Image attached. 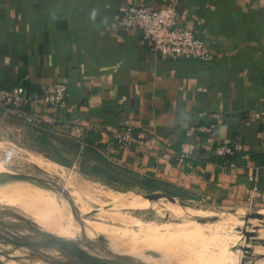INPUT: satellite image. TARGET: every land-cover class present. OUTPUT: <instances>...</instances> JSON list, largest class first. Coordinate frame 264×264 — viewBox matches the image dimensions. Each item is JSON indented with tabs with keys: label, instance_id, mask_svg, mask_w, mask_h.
I'll list each match as a JSON object with an SVG mask.
<instances>
[{
	"label": "crops",
	"instance_id": "1",
	"mask_svg": "<svg viewBox=\"0 0 264 264\" xmlns=\"http://www.w3.org/2000/svg\"><path fill=\"white\" fill-rule=\"evenodd\" d=\"M130 2L175 4L209 58L162 57L139 28L119 29ZM58 82L65 105L43 104ZM16 87L41 123L171 198L264 208V0H0V88ZM126 127L142 146L118 141ZM219 142L231 154L217 155Z\"/></svg>",
	"mask_w": 264,
	"mask_h": 264
},
{
	"label": "rangeland",
	"instance_id": "2",
	"mask_svg": "<svg viewBox=\"0 0 264 264\" xmlns=\"http://www.w3.org/2000/svg\"><path fill=\"white\" fill-rule=\"evenodd\" d=\"M13 120L19 121L0 115V221L14 235L19 227L36 235L32 224L65 237L83 254V246L92 247L104 259L130 264H264V208L171 198L153 176L81 150L61 129ZM31 191H43L53 204ZM138 196L156 198L148 206L147 200L132 203ZM47 205L54 210L49 229L40 218ZM252 212L262 218H249ZM244 231H254L255 238L246 240ZM242 246L251 250L245 253ZM53 253L52 247L0 242V264H50L45 259Z\"/></svg>",
	"mask_w": 264,
	"mask_h": 264
},
{
	"label": "built area",
	"instance_id": "3",
	"mask_svg": "<svg viewBox=\"0 0 264 264\" xmlns=\"http://www.w3.org/2000/svg\"><path fill=\"white\" fill-rule=\"evenodd\" d=\"M115 24L123 31L133 27L139 28L143 38L151 40L154 51L162 57L173 60L187 58L206 60L211 55V45L208 41L197 37L191 29L179 25L175 4H167L155 9L142 2H130ZM66 95V86L58 82L51 91L42 93L38 99L45 105L61 108L66 103ZM29 100V95L22 87L11 90L0 88V112L28 124H39L41 123L39 116L28 108ZM219 124L220 122L195 129L213 133L216 125ZM117 137L122 143L137 146H142L144 143L129 127L122 129ZM231 152L232 149L222 142H219L215 148V153L219 156L229 155Z\"/></svg>",
	"mask_w": 264,
	"mask_h": 264
},
{
	"label": "water",
	"instance_id": "4",
	"mask_svg": "<svg viewBox=\"0 0 264 264\" xmlns=\"http://www.w3.org/2000/svg\"><path fill=\"white\" fill-rule=\"evenodd\" d=\"M16 179H19L18 176H13ZM149 200H153L154 196H147ZM249 218L254 219H261L262 215L257 212H252L248 215ZM30 228L36 232V235L30 238H23L14 235L13 233L9 232L7 229L9 226L0 221V242H6L11 244L15 247H26V248H35V247H56L64 252L68 256V261L66 264H130L124 260L117 259V258H109V259H101L93 256H89L86 254L81 253L79 250L75 249L73 245H71L67 240L59 238L56 235L41 232L36 226L29 224ZM246 236V240L250 238H255L256 234L254 231H244ZM40 237L39 240H30L32 238ZM241 250L245 253H248L251 248L249 246H242ZM71 256V258H70ZM47 263L50 264H59V262L46 260Z\"/></svg>",
	"mask_w": 264,
	"mask_h": 264
},
{
	"label": "bare ground",
	"instance_id": "5",
	"mask_svg": "<svg viewBox=\"0 0 264 264\" xmlns=\"http://www.w3.org/2000/svg\"><path fill=\"white\" fill-rule=\"evenodd\" d=\"M42 192L43 191H31V194H34L35 196H40L41 195L40 197H43V198L47 199L49 201V203L53 204L52 201H51L53 199L49 195H47L46 193H42ZM20 196L17 195L16 198L14 197V200L15 199L16 200H19L20 199L19 198ZM57 203L59 204V202H57ZM31 214L33 216H37V214H35L33 212H31ZM40 214H41V217L40 218L44 222V224L46 225V227H48V229L51 228L53 226V224H54V210L52 209V206L51 205H47L46 215H43L44 213H40ZM54 235L58 236L59 238L65 239V237L60 236L58 234H54ZM16 236L23 237V238H30V237H32L31 232L29 230H27L26 227H19L18 228V233H17ZM37 238H38V240L40 239V237H37ZM37 238H34L33 237L30 240H34V239H37ZM52 248L54 249V253L52 254V256L51 255L48 256V259L49 260H52V261L59 262V264H66L67 261H68V256L64 252H62L60 249H58L56 247H52ZM2 252H4V251H2ZM83 252L86 255L104 259L103 257L98 256L99 251H97L96 249H93L92 247H85V246H83ZM103 252L105 253V251H103Z\"/></svg>",
	"mask_w": 264,
	"mask_h": 264
},
{
	"label": "trees",
	"instance_id": "6",
	"mask_svg": "<svg viewBox=\"0 0 264 264\" xmlns=\"http://www.w3.org/2000/svg\"><path fill=\"white\" fill-rule=\"evenodd\" d=\"M75 141V140H74ZM76 143V142H75ZM76 145H77V143H76Z\"/></svg>",
	"mask_w": 264,
	"mask_h": 264
}]
</instances>
